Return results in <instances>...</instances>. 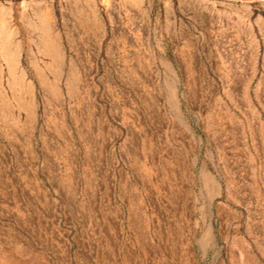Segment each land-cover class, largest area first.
Masks as SVG:
<instances>
[{"label":"rangeland","instance_id":"1","mask_svg":"<svg viewBox=\"0 0 264 264\" xmlns=\"http://www.w3.org/2000/svg\"><path fill=\"white\" fill-rule=\"evenodd\" d=\"M0 264H264V0H0Z\"/></svg>","mask_w":264,"mask_h":264},{"label":"crops","instance_id":"2","mask_svg":"<svg viewBox=\"0 0 264 264\" xmlns=\"http://www.w3.org/2000/svg\"><path fill=\"white\" fill-rule=\"evenodd\" d=\"M230 1H235V2H255L259 0H230Z\"/></svg>","mask_w":264,"mask_h":264}]
</instances>
